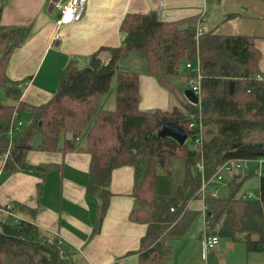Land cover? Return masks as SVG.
Returning a JSON list of instances; mask_svg holds the SVG:
<instances>
[{
	"label": "trees",
	"instance_id": "trees-1",
	"mask_svg": "<svg viewBox=\"0 0 264 264\" xmlns=\"http://www.w3.org/2000/svg\"><path fill=\"white\" fill-rule=\"evenodd\" d=\"M1 14L2 6L0 47L5 50L2 53L0 48V89L8 101H0V155L9 151L4 169L30 171L28 150L56 148L61 141L65 148L74 149L76 139L85 134L86 149L92 154L89 191L101 195L99 229L109 203L112 171L121 165L134 166L135 208L131 218L149 227L140 250L141 264H165L172 253L171 239L184 236L191 227L195 216L190 203L202 195V174L196 168L201 159L208 179L227 161L264 159V73L254 37L204 31L198 43L197 26L205 29L207 17L165 22L156 10L126 15L121 46L110 49L107 62L99 53L85 66L71 60L54 97L42 106L31 107L33 119L16 130L11 141L8 132L13 111L17 105L20 109L26 106L21 102V83L8 77L7 67L11 53L26 41L31 28L4 26ZM133 50L146 56L148 73L179 97L185 111L177 107L170 111L139 108L141 74L116 67ZM198 54L203 74L200 106L172 81L180 75L181 62ZM114 78L116 107L99 111V97L109 91ZM62 102L75 107L71 118L87 105L86 121L77 125L76 119L75 126H69L68 117L59 108ZM191 114L201 115L202 153L195 145V133L189 130ZM162 119L183 127L190 142L180 145L171 137H160ZM99 128L103 135L96 136ZM37 135L42 136L39 144L34 142ZM241 181L234 177L229 198L202 196L207 210L205 231L242 242L248 252H260L264 250V175L255 200L236 195ZM0 215V264H73L71 253L56 238L14 217L13 212ZM62 248L68 257L61 255Z\"/></svg>",
	"mask_w": 264,
	"mask_h": 264
},
{
	"label": "crops",
	"instance_id": "crops-1",
	"mask_svg": "<svg viewBox=\"0 0 264 264\" xmlns=\"http://www.w3.org/2000/svg\"><path fill=\"white\" fill-rule=\"evenodd\" d=\"M55 1L0 0L2 25L31 28L26 41L11 53L7 67L8 77L20 82L23 89L21 102L26 108H19L18 118L24 127L33 119L31 107L42 106L54 97L61 74L71 60L85 66L95 53L105 62L111 58L110 49L121 46V26L129 13L156 10L165 22L206 16V33H224L227 28L231 32L226 34L253 36L260 50L259 66L264 73V3L259 5L255 0H232L229 5L223 0H89L82 19L65 26L63 37L57 38ZM233 6L237 8L229 12ZM129 56L125 61L121 59L116 67L141 74V110L170 111L177 107L185 111L179 97L148 73V61L143 53L133 50ZM108 92L110 89L99 97V111L112 110L111 105H116V91L106 99ZM41 139L42 136L37 135L34 142L39 144ZM86 146L84 134L76 139L74 149L65 148L63 141L56 148L37 146L30 149L26 154L30 171H6L0 155V211L11 205L14 217L33 223L42 233L56 238L67 248L73 264H141L140 250L149 227L131 218L135 208V168L121 165L112 171L107 188L108 207L97 229L101 195L89 191L92 154ZM184 238L185 235L171 239L179 242L176 246L180 261H171L175 248L170 241L172 253L165 264H200L197 250L204 247L205 237L197 238L193 234L182 241ZM224 246L232 244L217 246L216 251L222 253ZM246 252L247 264H264L257 261L255 255L264 256V250ZM219 260L220 264L226 263L223 258Z\"/></svg>",
	"mask_w": 264,
	"mask_h": 264
},
{
	"label": "rangeland",
	"instance_id": "rangeland-1",
	"mask_svg": "<svg viewBox=\"0 0 264 264\" xmlns=\"http://www.w3.org/2000/svg\"><path fill=\"white\" fill-rule=\"evenodd\" d=\"M223 2L226 5H229L232 2V0H223ZM236 8H237V6H233L229 10V12L234 11ZM223 32L224 33H230L231 31H229L226 28V30H223ZM238 33H240V32H238ZM60 37H63V36H60ZM0 48H1L2 53H4L5 49L3 47H0ZM130 54H131V52L124 59H129ZM186 64H187V60H183L181 62L180 67H179L180 75L175 76L172 79V81L175 84H177L183 92L190 89V84L188 81V79H189L188 75H190L191 72L186 67ZM118 68H119V66H118ZM113 91H114V93L116 91L115 78L112 81V85L110 87V92H108L106 94V99H109L107 97H111L110 95ZM113 100L114 99L111 98L112 102H113ZM0 101H2V102L7 101L3 89H0ZM107 104H108V100H107ZM111 106H113L114 108L116 107V105H113V104ZM86 107H87V105H84L82 107L80 112L77 115H75L76 118L75 117L71 118V116L73 115V112L75 111V107L71 106L70 104H66L65 102H62L59 106V108L63 109V111H62L63 115L68 117L67 120H68L69 126H75L74 120H76V119L78 120L77 125H81V124H83L84 121H86L85 116H84V111H85ZM41 114L43 115V112ZM91 125H92V123L87 127V130L90 129ZM83 126H85V125H83ZM97 135H103V131L100 128L98 131H96V136ZM188 142H190L189 138L187 139V143ZM249 167H250V169H248V170H239L236 168L235 162L230 161L227 165L228 169L224 170L220 174L222 176L223 180L216 183V184L208 185V187L205 191V197H212L213 194L216 193L217 198H229L231 196V194L233 193L232 192V183H233L234 177L238 176L239 180H242L241 181L242 184H241L240 188L238 189V193L236 195L240 197L244 194L247 195V193H249V194L251 193V194L255 195V197L252 199H254V200L257 199L256 197L258 195L261 177L254 173V171L256 169V163L255 162H251L249 164ZM245 176H247V177H245ZM204 200L205 199L202 197V195H200V198H196L194 201L191 202L190 206H191V209H192V212H193L195 218H194L188 232L185 234L184 240H182V241H185L186 239H188V237H191V235H193V234H195L197 236V238L200 235L202 237H205V238L207 237V234L205 231V219H206L207 210H206L205 205H204ZM0 213L4 214L5 212L2 211ZM0 217H1V215H0ZM227 242H230L232 244V246H224L222 253L219 254L216 251L217 248L221 247L223 244H226ZM176 243H179V242L171 241L173 248H175L174 249L175 250V252H174L175 256H174V258H171L172 259L171 261L175 262V263L180 261V254L177 251ZM220 243L221 244L218 245V247H216L213 250L203 251L204 247L201 246L200 251H199V249L197 250L198 254H197V251L194 252L195 254H197L198 261L200 259V264H220L219 259H221V258L226 260L225 264H247L248 256H247L246 247L244 246V244L234 243L231 240H227V238H225V237H221ZM201 245H202V242H201ZM67 253L68 252L65 251L64 248H62L61 255L68 257ZM203 255H204V257H203ZM255 255H257L256 256L257 261L264 262V256H261L260 254H255ZM201 256L203 258H201Z\"/></svg>",
	"mask_w": 264,
	"mask_h": 264
},
{
	"label": "built area",
	"instance_id": "built-area-1",
	"mask_svg": "<svg viewBox=\"0 0 264 264\" xmlns=\"http://www.w3.org/2000/svg\"><path fill=\"white\" fill-rule=\"evenodd\" d=\"M88 1L89 0H56L54 2V9L58 11V16L56 18V25L59 28V33L57 34V38H59L60 36H63L62 29L65 26L72 25L76 22H79L82 19L86 11ZM205 20H206V16H205ZM204 31L205 29L200 24H198L197 30H196V39L198 43H199L200 37L204 34ZM186 67L191 72V74L188 76L190 89L198 96L200 100L198 105L200 106L203 74L201 70V62H200L199 54L196 56L195 59L188 61L186 64ZM18 112H19V105H17L13 111L12 120H11V124L9 128V132H8L11 141H12L15 131L19 130L22 126H24V123L18 118ZM191 118L193 120L189 124V130L195 133V145L201 150V153H202L204 131H203V124L200 119L201 115L191 114ZM8 153L9 151H6L4 155H1L4 161L6 160ZM230 161L235 162L236 168L239 170H248L250 169L249 164L251 162H255L256 169L254 173L259 175L260 177L264 175V159L263 158L254 159V160L233 159ZM230 161H227L223 166H221L210 179L206 177L204 159H201L197 163L196 168L202 174V179H203V186L200 190V193L202 194L203 197H205V191L208 185L216 184L223 180L220 174L224 170L228 169L227 165ZM213 195L217 196L216 193H214ZM254 197L255 195L251 193L250 194L247 193L246 195V198L248 199H252ZM256 198H258V196ZM11 209H12L11 205H7L5 206V208H2L1 210L4 211L6 214H11L12 212ZM171 211H175V208H172ZM220 241H221L220 236L207 234V237L204 238L203 240L205 251L215 249L220 244Z\"/></svg>",
	"mask_w": 264,
	"mask_h": 264
},
{
	"label": "water",
	"instance_id": "water-1",
	"mask_svg": "<svg viewBox=\"0 0 264 264\" xmlns=\"http://www.w3.org/2000/svg\"><path fill=\"white\" fill-rule=\"evenodd\" d=\"M184 94L191 102L196 105L199 104L200 100L198 96L191 89L186 90ZM158 135L160 137H171L180 145H183L189 137V134L183 127L179 126L176 122L167 121L166 119H162V128L158 132Z\"/></svg>",
	"mask_w": 264,
	"mask_h": 264
}]
</instances>
